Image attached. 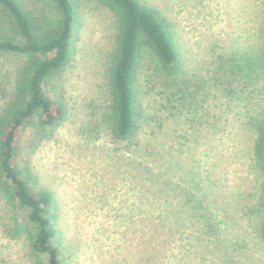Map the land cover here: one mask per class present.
<instances>
[{
	"label": "rangeland",
	"instance_id": "obj_1",
	"mask_svg": "<svg viewBox=\"0 0 264 264\" xmlns=\"http://www.w3.org/2000/svg\"><path fill=\"white\" fill-rule=\"evenodd\" d=\"M25 1L45 31L58 25L55 0ZM141 1L169 23L182 72L166 75L144 48L137 84L145 117L135 140H116L102 118L117 19L99 0H77L78 53L46 87L67 103L68 120L54 131L38 128V118L21 129L17 161L54 196L59 258L175 264V246L179 254L189 235L208 232L218 243L207 242L213 255L202 261L206 244L197 243L192 264H264V173L254 155L264 120V67L257 61L264 59V0ZM22 61L0 54V111ZM173 87L184 91L187 105ZM172 212L187 227L175 232V245L153 219ZM24 216L0 188V264H49L47 254L31 249Z\"/></svg>",
	"mask_w": 264,
	"mask_h": 264
},
{
	"label": "trees",
	"instance_id": "obj_2",
	"mask_svg": "<svg viewBox=\"0 0 264 264\" xmlns=\"http://www.w3.org/2000/svg\"><path fill=\"white\" fill-rule=\"evenodd\" d=\"M55 1L60 21L56 27L45 31L36 21L34 13L37 12L25 0H0L1 28L5 25L9 28L0 32V54L19 55L23 59L9 99L0 111V188L24 211L26 225L22 229L28 235L31 249L37 254H47L49 264H63L59 258V248L52 240L56 236V217L51 210L54 196L20 167L16 157L24 124L33 123L38 118V128L54 131L69 118L67 103L52 97L46 87L75 60L78 53L76 21L79 10L77 0ZM99 1L117 19V32L107 69L108 105L102 118L110 126L111 135L116 140L134 141L143 129L145 117L139 106L140 89L137 84L144 48L156 54L162 70L168 76L178 77L182 72V62L170 35L169 23L157 9L141 0ZM257 61L264 67V59ZM172 90L179 104L187 105L184 103V91L179 92L176 87ZM178 93H182L181 97H177ZM35 134L34 127L30 138H34ZM254 155L259 169L264 173V120L257 125ZM262 196L264 202V191ZM197 212L200 221L205 220L203 213ZM179 217L182 216L172 212L157 214V218H153L158 221L156 227L169 234L164 241L171 245L176 244L175 232L181 235L187 229L182 224L177 225ZM205 233L201 237L189 235L191 238L179 254L175 252V246L171 251L174 263L192 264L197 255V243L206 244V248L202 245L200 250L202 261L207 259L208 253L213 255L212 249L207 247V242L213 240L208 232ZM259 235L264 241V223ZM233 236L231 233V238ZM213 244L218 243L213 241ZM223 247L219 250L226 248Z\"/></svg>",
	"mask_w": 264,
	"mask_h": 264
}]
</instances>
